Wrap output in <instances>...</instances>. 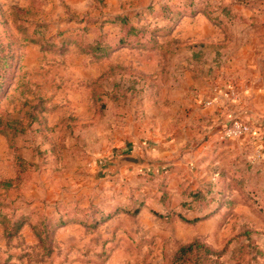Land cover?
I'll use <instances>...</instances> for the list:
<instances>
[{
    "label": "rangeland",
    "instance_id": "1",
    "mask_svg": "<svg viewBox=\"0 0 264 264\" xmlns=\"http://www.w3.org/2000/svg\"><path fill=\"white\" fill-rule=\"evenodd\" d=\"M199 2L0 0V264H264L261 164L188 160L189 77L229 56Z\"/></svg>",
    "mask_w": 264,
    "mask_h": 264
},
{
    "label": "crops",
    "instance_id": "2",
    "mask_svg": "<svg viewBox=\"0 0 264 264\" xmlns=\"http://www.w3.org/2000/svg\"><path fill=\"white\" fill-rule=\"evenodd\" d=\"M200 2L218 3L229 8L233 14L225 33L224 29L212 25L202 13L188 20L200 24L193 32L205 40L202 45H217L216 48L212 46L216 52L222 48L221 53L229 56L226 67H221L216 74L213 73L212 78L207 76L210 70H207L206 75L198 74L194 80L189 77L188 87L196 90L198 102L212 100V104L200 109L197 120L190 113L186 121L188 134L185 142L191 143L188 147L189 162L211 170L216 182L220 181V173H226V181L229 182V176L232 177V173L241 166V159L250 162L252 167L261 164L264 171V0ZM183 19L185 21L188 18ZM213 40L214 43L210 42ZM228 88L237 92L236 99L223 96ZM189 98L192 99L193 95ZM235 118L250 124L253 133L239 140H221L223 128ZM191 127L197 130H192ZM196 132L199 134L197 144L191 140ZM163 146L164 151L161 149ZM169 149L172 151V145L164 142H156L153 147V151L160 157L164 153L170 155ZM171 175L169 179L172 183L176 177L175 174ZM171 197L177 198L168 194V199Z\"/></svg>",
    "mask_w": 264,
    "mask_h": 264
},
{
    "label": "built area",
    "instance_id": "3",
    "mask_svg": "<svg viewBox=\"0 0 264 264\" xmlns=\"http://www.w3.org/2000/svg\"><path fill=\"white\" fill-rule=\"evenodd\" d=\"M223 96L227 99H236L237 92L233 88H228L224 92ZM212 104V100L204 102L205 107H209ZM253 133V128L247 122L242 119L235 118L231 120L221 132V140H236L249 136Z\"/></svg>",
    "mask_w": 264,
    "mask_h": 264
},
{
    "label": "trees",
    "instance_id": "4",
    "mask_svg": "<svg viewBox=\"0 0 264 264\" xmlns=\"http://www.w3.org/2000/svg\"><path fill=\"white\" fill-rule=\"evenodd\" d=\"M199 3H200L202 6H204V7L210 5V3H208V2H199ZM192 5H195V4H192ZM189 6H191V4H190ZM189 6H187V5H186V6H185V5L181 6V7H182L181 11H182V12L187 11L186 8H190ZM219 6H220V5H219ZM219 8L225 12V14H226V18H227V17H230V18L233 17V14H232V13H231V15H228L229 13H227V10H228V12H230V9H229V8H227V7H225V6H220ZM200 13H202L203 15L209 17V15L206 14L204 10H201ZM209 19H212V18L209 17ZM212 21H213V23H214L216 26H219V25L222 24V23H223V24H226V23H227L226 20H223V19H222V20H221V19H218V21H216V20L213 19ZM217 24H219V25H217ZM1 85H2V84L0 83V88H1ZM193 246H194L195 248L198 247L197 244L181 247V248L179 249V251L176 253V259H180V258H182V257H183L185 254H187V253H191Z\"/></svg>",
    "mask_w": 264,
    "mask_h": 264
},
{
    "label": "water",
    "instance_id": "5",
    "mask_svg": "<svg viewBox=\"0 0 264 264\" xmlns=\"http://www.w3.org/2000/svg\"><path fill=\"white\" fill-rule=\"evenodd\" d=\"M127 162L129 163H136V160L133 158H125Z\"/></svg>",
    "mask_w": 264,
    "mask_h": 264
}]
</instances>
